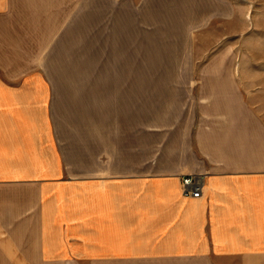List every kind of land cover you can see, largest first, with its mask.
Returning a JSON list of instances; mask_svg holds the SVG:
<instances>
[{
	"label": "crops",
	"instance_id": "obj_1",
	"mask_svg": "<svg viewBox=\"0 0 264 264\" xmlns=\"http://www.w3.org/2000/svg\"><path fill=\"white\" fill-rule=\"evenodd\" d=\"M24 4L0 0V21ZM2 25L0 219L18 243L47 262L264 264V125L229 124V77L139 78L131 31L127 75L54 76L62 31Z\"/></svg>",
	"mask_w": 264,
	"mask_h": 264
},
{
	"label": "rangeland",
	"instance_id": "obj_2",
	"mask_svg": "<svg viewBox=\"0 0 264 264\" xmlns=\"http://www.w3.org/2000/svg\"><path fill=\"white\" fill-rule=\"evenodd\" d=\"M171 1L27 0L15 6L16 21H0V28L57 27L62 34L52 45L51 64L46 44V70L68 77L127 75L116 66L127 64L131 31L139 78L229 77V124L264 125V0ZM40 39L44 45L46 38ZM12 232L0 219V264H112L40 261L33 246L18 243Z\"/></svg>",
	"mask_w": 264,
	"mask_h": 264
},
{
	"label": "built area",
	"instance_id": "obj_3",
	"mask_svg": "<svg viewBox=\"0 0 264 264\" xmlns=\"http://www.w3.org/2000/svg\"><path fill=\"white\" fill-rule=\"evenodd\" d=\"M183 188L186 195H192L193 197H201L203 181L201 178L193 175L183 178Z\"/></svg>",
	"mask_w": 264,
	"mask_h": 264
}]
</instances>
